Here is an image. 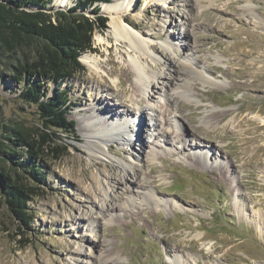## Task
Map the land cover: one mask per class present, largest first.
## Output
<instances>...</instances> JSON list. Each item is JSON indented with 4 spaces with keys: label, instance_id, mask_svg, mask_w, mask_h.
<instances>
[{
    "label": "rangeland",
    "instance_id": "obj_1",
    "mask_svg": "<svg viewBox=\"0 0 264 264\" xmlns=\"http://www.w3.org/2000/svg\"><path fill=\"white\" fill-rule=\"evenodd\" d=\"M109 1L79 9L93 17L96 5L107 19L85 53L98 68L81 56L84 70L61 84L75 132L62 134L68 152L47 164L43 192L30 201L31 230H17L0 197V264H264V0H134L122 15L157 59L140 57L152 77L147 103L136 101L135 75L118 71L136 54L112 37ZM74 3L52 0L46 10ZM111 67L118 72L108 75ZM55 87L46 82L47 95ZM15 89L0 85L5 117L34 126V108ZM105 116L124 123L121 139L107 143L112 162L84 148L89 123L108 126ZM134 171L138 184L126 187ZM144 187L155 199H142Z\"/></svg>",
    "mask_w": 264,
    "mask_h": 264
},
{
    "label": "trees",
    "instance_id": "obj_2",
    "mask_svg": "<svg viewBox=\"0 0 264 264\" xmlns=\"http://www.w3.org/2000/svg\"><path fill=\"white\" fill-rule=\"evenodd\" d=\"M51 1L0 0V85L14 84L18 100L36 117L34 126L16 122L0 103V197L21 234L31 230L30 201L43 192L47 164L68 152L62 134L75 132L61 84L84 70L80 57L94 51L93 33L107 22L96 5L93 17L79 9L108 0H75L67 10L49 12ZM46 82L55 84L52 94Z\"/></svg>",
    "mask_w": 264,
    "mask_h": 264
},
{
    "label": "bare ground",
    "instance_id": "obj_3",
    "mask_svg": "<svg viewBox=\"0 0 264 264\" xmlns=\"http://www.w3.org/2000/svg\"><path fill=\"white\" fill-rule=\"evenodd\" d=\"M133 1L134 0H117V2L114 3L111 0V1H109V3H107V4L104 3L102 6H103L104 10L109 12V14H110V20H109L108 24L110 26V31H111L110 33H111L112 37L115 40H117L118 42L127 43L129 45V47L131 48V50L134 51V53L136 54L135 57H131V59H129V61H130L129 65L130 66L127 67V70L124 66H122L123 68H121V70H118V71H119V73L125 72L127 78L130 77L132 74L135 75L136 79L141 83L140 85L142 86L139 89V92H140L139 99H136V101L147 103L148 102L147 100L152 99L151 93L148 91V88L150 87V85H152L151 84L152 77H150V75L146 74V71H147L146 67L141 63L140 57H141V55H147V56L151 57V59H153V60H157V59H154L150 55V52H154V48H155L154 45L151 44L150 41H148L147 39L142 38L139 35L138 30L134 29L130 24H129V26L127 25L126 22L130 23V17L129 16H127V15L123 16L122 15V13H124V11L130 9L133 6V4H134ZM150 1H153V2L156 1L157 3L162 2L163 4H165L168 0L167 1L166 0H149V3H150ZM68 3H69V0H54V4H57V5H65ZM136 25L139 26L140 24L138 23ZM101 36L104 39L106 38L105 35H101ZM102 37H101V39H102ZM101 39L98 38V40H101ZM164 44H165L164 46L171 47V44L167 41H165ZM82 58L90 64L91 68H94L97 70L98 67L96 66V62L93 60V57L91 55L84 54V55H82ZM92 61L94 63H91ZM183 66H188V65L183 64ZM189 68L191 69L190 66H189ZM118 71H117V68L113 69L111 67V69L109 71H107V74L109 75L110 73H115ZM201 72H195L193 70V73L199 79L202 77L201 79H202L203 83H207V81H208L207 76L204 77L202 74L203 72L202 73ZM160 74L153 77V78L160 77ZM119 77H120V74L118 75V78ZM189 82H191V79L188 78L185 85L188 86ZM181 92H182L181 93L182 95L185 93V91H181ZM96 99H97V97H94V100H96ZM83 109L88 111L87 108H83ZM116 113L113 115L117 116L119 114L118 112H116ZM129 114H131L135 118L139 117L137 115V113H135V112L129 111ZM213 115H216L217 117H219V116L224 117L225 113L212 114L210 116V118H213ZM193 119H194V115L191 113L188 116V120L192 121ZM105 120L111 121L108 123V126H105L103 124V122H102V124L100 122H93L92 124L89 123V125L90 126L92 125L96 130L93 129L95 131V133L94 134L89 133V136L86 137L84 148L87 149V152H88L87 154H88L89 158H91V159H98V158L99 159H105L109 162H112V157L109 156L110 155L108 152L109 147H107V143L112 138H117L119 140L121 139L120 138L121 128L123 127L124 123L122 122L121 117L117 121H114V120L112 121L109 117L105 116ZM262 122H264V120H262ZM182 131H183V133H185L187 135H191V136L194 135L192 129L190 131V129L188 130V129L182 127ZM122 133H126L127 136L130 137V132L123 130ZM157 136L163 138V140L165 141L164 144H167V143L173 144V142L170 141V139L168 138L167 134L164 131H163V133H157ZM128 137H126L127 138L126 140H128ZM244 149H245V147H244ZM149 155H153V153L152 154L149 153ZM219 171L221 172V174L226 175L227 170L221 168V169H219ZM137 175H138V172H136V171H134L132 174L126 173V176H125L126 187H127V185L130 186L132 184H134V185L138 184L137 179H136ZM85 176H86L85 179L92 181L89 174H85ZM100 176L102 178H106V176L102 173H100ZM106 181H107V179H106ZM117 182H118V180H117ZM115 183H116V181H115ZM101 184L103 185L102 182H101ZM94 186H95V191H97L100 194V190L96 187V184H94ZM133 187H136V186H133ZM140 192L143 193L142 199H146V197L149 199H151V198L155 199L154 192L149 190L148 188L144 187ZM141 193H140V195H141ZM112 197L114 198V197H116V195L114 194V196H112ZM107 208H109V205H107ZM108 264H118V263L116 261H114V262H110Z\"/></svg>",
    "mask_w": 264,
    "mask_h": 264
},
{
    "label": "water",
    "instance_id": "obj_4",
    "mask_svg": "<svg viewBox=\"0 0 264 264\" xmlns=\"http://www.w3.org/2000/svg\"><path fill=\"white\" fill-rule=\"evenodd\" d=\"M107 23V22H106Z\"/></svg>",
    "mask_w": 264,
    "mask_h": 264
}]
</instances>
